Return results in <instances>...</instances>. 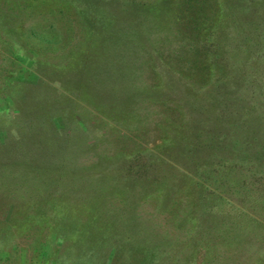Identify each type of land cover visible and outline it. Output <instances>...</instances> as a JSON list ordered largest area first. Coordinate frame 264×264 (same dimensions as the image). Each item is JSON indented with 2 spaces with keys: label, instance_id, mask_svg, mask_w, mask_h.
<instances>
[{
  "label": "rangeland",
  "instance_id": "374dc122",
  "mask_svg": "<svg viewBox=\"0 0 264 264\" xmlns=\"http://www.w3.org/2000/svg\"><path fill=\"white\" fill-rule=\"evenodd\" d=\"M123 1L125 10H141L138 3L128 7L133 0ZM66 4L58 1L55 8L43 5L28 13L26 25L33 19L47 30L52 26L57 30L40 32L38 38L31 36L27 41L38 50L29 51L25 58L18 56L23 50L14 51L16 37L0 26V231L6 232L8 239L2 245L0 237V250L8 253L7 258L0 253V264H42V249L51 252L47 259L56 258L60 264L72 260L71 264H127L133 261L126 259L127 251L136 253V246L148 233V228L141 226L142 219L151 223L154 231L150 239L154 242L157 232L172 240L187 237L188 225L178 224L175 229L173 213L153 210L152 215L149 212L154 204L140 202L132 207L131 217L130 206L112 194L81 199L82 203L43 206L46 192L60 200L68 193L75 196L77 187L87 185L84 182L88 180L75 181L79 167L99 160L105 163L104 159L121 147L139 150L158 143L166 134L160 127L178 116L177 111L166 112L162 106L174 105L184 96L187 100L180 102L182 121L184 125L193 121V135L209 129L219 144V131L234 129L231 141L239 151L263 153L261 160H256L261 166H255L254 160L235 163L237 168L243 165L248 169L237 185L224 182L222 188L220 184L210 187L239 212L248 214L246 217L250 214L264 221V34L253 35V29L264 22V0H150L147 8L139 4L142 10L153 11L157 25L152 39L160 59L172 67L167 78L174 85L171 93L161 92L157 101L140 100V96L127 110L103 108L105 105L79 98L90 94L93 99L92 91L120 94L123 86L112 77L121 73L117 69L121 63L115 62L111 68L109 48L85 38L87 31ZM58 8L64 9L65 16ZM1 9L0 1V13ZM95 30L98 37L101 33ZM142 50L131 44L125 58L133 65L129 73L144 90L160 80L155 71L161 68L151 66ZM221 75L228 77L229 83L221 82L224 85L219 90H225L219 101L223 104L217 105L216 93L208 83L211 76ZM226 90L234 100H225ZM231 109L234 112L225 113ZM222 122H228V128ZM225 143L231 146V142ZM186 153L192 162L202 163L199 146L191 145ZM107 182L111 191L120 194L126 188L110 178L100 182L99 188ZM94 187L85 189L84 195L93 194ZM30 211L33 216L24 220ZM58 211L62 215L57 222L44 217L43 212Z\"/></svg>",
  "mask_w": 264,
  "mask_h": 264
},
{
  "label": "trees",
  "instance_id": "16d2710c",
  "mask_svg": "<svg viewBox=\"0 0 264 264\" xmlns=\"http://www.w3.org/2000/svg\"><path fill=\"white\" fill-rule=\"evenodd\" d=\"M0 1L2 2V9H4H1L0 13V26L1 28L5 27L8 32L11 31L9 34L16 37L14 40L16 44L13 45V48L14 51L23 50V54L18 55L20 57L25 58L28 56L26 54L29 51L36 52L38 50L27 41L31 36L38 38L41 37L40 32L47 34L50 30H57L55 26L47 30L43 24L33 19L29 25H26L28 13L33 14L34 8L38 6L54 7L58 1H64V3H67L66 5L75 10L80 23L84 26V32L87 31L88 35L85 38L87 37L89 41L95 43L100 42L99 47L103 45L109 48L110 61L108 63L111 64V68L115 66V62L121 63V68H117L121 69V73H113V82L116 84L120 82L123 86L121 90H124L118 95L103 94L101 91L90 90L95 93V97L92 99L90 94H80L79 98L81 100L83 99V101L93 105H105L103 108L109 109L111 107L117 110H127V105L132 101L135 102L140 96V100L147 98L148 100L157 101L161 92H172L174 84H171L170 78H167L172 67L160 59L152 39L155 32L154 25H157L153 18V11L142 10L139 5H145V8H147L150 0H141L142 2L133 0L128 6L131 7L134 3H138V8L141 9L139 11L125 10L127 3L123 0ZM161 1L164 2L165 0ZM27 9L29 12H27ZM57 12L63 15L65 13L63 8H58ZM139 12L145 13L141 15ZM127 19H129V22H127ZM49 22L52 25L53 21ZM118 25L120 27L117 28ZM159 25L157 28H159ZM92 28H96L101 34L97 37L96 30L93 32L94 29L92 30ZM262 28H264V22L260 28L253 29L255 31L253 35L257 33L263 35L264 30ZM131 44H136L143 49L142 52L147 56L146 59L151 66L157 69L158 67L161 68L158 69L159 72L155 71L156 77L160 80L152 81L151 84L144 87V90L139 89L133 74L129 73L130 67L133 65L125 56ZM259 46H262V44L257 41L256 47L260 48ZM140 64L144 65L143 61ZM221 76L215 77L216 79L211 76L208 83L209 87L216 93L214 97L217 100V105L223 104L219 101L222 92L225 90H219L220 85H224L221 82L227 80L229 83L228 77ZM175 84H178V82ZM164 97L165 100H169L168 96ZM184 97L181 101L176 99L174 105L172 104L173 106H162L166 112H169V110L170 112L171 110L173 112L177 111L178 116L169 120L168 126L160 127L161 130L166 131V134L164 133L160 137L161 140L158 143L150 147L145 146L139 150L132 148L126 151L124 147H121L122 149H117L105 158V163L99 160L95 161L93 165L79 167L77 172L74 173L76 175L75 181L88 180L84 182L87 185L77 187L75 192L78 193L75 196L68 193L66 197L64 196L60 200H58L59 196L46 192L44 193L43 206H54L56 203L61 202L71 204L77 200L82 203L81 199L85 201L91 200L95 195L102 193L112 194L118 196L122 204L130 206L129 213L131 217L133 216V206L140 202L150 203L154 204L152 212H149L152 215L154 214L153 210L154 212L166 213V211H169L173 213L171 219L175 224V229L178 224L180 226L182 224L188 225V231L185 233L187 237L172 240L164 238L163 235H160V232L156 231L158 234L154 242L150 239L154 231L151 223L142 219L141 226L143 225L142 228L144 229L148 228V233L145 239L141 240L136 246V249L138 248L136 253L131 249L133 253L130 250L127 251L126 259L128 261L133 260L127 264H264V221L254 218L250 214L249 217H246L248 214L239 212L234 205L220 196L221 193L215 192L214 188L212 190L210 187V185L216 187L220 184L219 186L222 188L224 182H233V185H237L241 182V179H244L245 170L248 169L243 165L242 168H237L235 163L249 164L253 160L254 162L257 159L259 161L263 153L254 151V155H249L242 150L239 151L231 141V132L234 129L225 132L219 131L217 135L219 144H215L213 133L209 129L204 133L199 130L198 133L193 135L195 129L193 121L185 122V125L182 121L183 103L180 102L187 100ZM232 97L231 91L226 90L225 100L228 102L234 100ZM230 106L228 104V108ZM231 112H234V110H227L225 113L231 114ZM225 113L223 114L225 115ZM223 122L221 124L228 128L227 124L229 123ZM227 141L231 142V146L226 145L225 142ZM130 144L132 143L130 142ZM191 145H197L202 149V163H198L199 161L196 160L192 162L191 155H187L186 150ZM255 166L261 165L256 162ZM109 178L112 181L119 180L126 187L122 194L115 190L111 191L108 182L106 187L99 188L100 182L109 181ZM88 182L91 184H88ZM91 187H94L93 194L90 192L92 195L87 194V197L84 195L87 193L85 189ZM262 197L263 195H260V199ZM49 198H54L56 201ZM173 207L175 210L172 212ZM43 213L45 214L44 217L56 222L57 217L60 214L62 215L59 211ZM135 214L140 216L138 211ZM32 216L33 213L30 211L26 214L24 220H28ZM163 220H166V217ZM28 222L26 221V223ZM0 237L3 245V242L8 240L6 232L1 230ZM184 248L187 250L184 251ZM201 249L202 252H200ZM46 252V249L40 251V254H44L42 264H60L56 258L47 259L48 256H51V252L49 254ZM0 253L6 255V258L8 257L6 251ZM199 253L200 258L198 257Z\"/></svg>",
  "mask_w": 264,
  "mask_h": 264
}]
</instances>
